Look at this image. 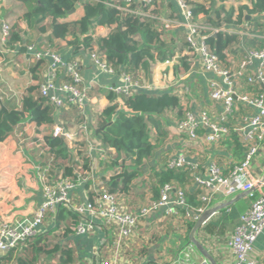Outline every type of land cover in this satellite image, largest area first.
<instances>
[{
	"label": "trees",
	"instance_id": "1",
	"mask_svg": "<svg viewBox=\"0 0 264 264\" xmlns=\"http://www.w3.org/2000/svg\"><path fill=\"white\" fill-rule=\"evenodd\" d=\"M25 5L22 18L29 28L36 29L43 35L41 42L37 43L40 49L59 52L57 39L66 41L75 50L84 49L92 51L96 46L105 54L109 62L117 72L130 74L134 79L140 80L143 71L148 72L150 64L156 61H164L172 58L177 52H187L189 43L186 40L185 30L180 29L179 12L169 15L161 13L162 1L152 0L150 3H137L126 0H19ZM251 3L227 7L224 1L215 0H185L193 14V20L205 19L206 29H202L206 35V41L211 50L219 57L224 67L231 69L237 59L238 53L246 55L250 50L264 48V37L247 35L243 46L240 44V36L234 32L223 30L225 26L235 28L241 26L248 32H262L264 28V0H250ZM82 4V15L76 20H64L68 14ZM177 2V1H176ZM175 2V3H176ZM175 3L167 0L166 6H175ZM172 4V5H171ZM148 11L149 15H139L136 9ZM107 25L110 31L105 36L93 38L89 35L92 24ZM247 26H246V25ZM243 25H245L243 27ZM21 45L20 51L27 50L24 43L22 30L11 28L8 45L15 47ZM185 54L180 57L177 69L180 72L189 71L192 63ZM243 58V57H242ZM48 59L37 60L31 67L36 73L46 65ZM65 70L59 67L57 75L60 81H72V78L64 74ZM64 75V76H62ZM79 87L87 86L83 83ZM261 86L249 83L245 86V93L261 92ZM98 87L89 88V100L91 95L98 92ZM114 92L107 93L112 101L96 117V127L93 132L105 146L115 148V155L104 163L110 168H117L118 173L105 180V188L112 193L122 194L129 191H138L145 185L139 177L143 174L146 163L156 155L158 144L151 141L153 130L159 134H166L163 130V116L167 111H177V117L184 114L180 98L170 92L135 91L123 96L125 110L120 107ZM94 98V97H93ZM77 105L70 103L68 107H60L53 102L50 96L43 95L41 84L30 85L25 89L22 105L17 107L9 102H2L0 106V142L3 141L25 119L26 115L38 125L48 123L52 125L49 134L45 137L46 143L38 148L41 153L40 165L47 167L53 178L62 176L70 183H78L87 180L86 187L92 183L90 171L92 160L86 155L84 143L75 151L70 148L61 135H54L53 128L57 124L56 117L65 128L77 126L86 121ZM234 138V137H233ZM237 146L241 147L238 139ZM80 155L83 162L77 160ZM163 156H159L161 163L150 166L157 178L152 183L154 197L160 195V186L167 182L185 186L190 182V176L185 170L167 168ZM157 165V166H156ZM90 191V190H89ZM145 193L134 195L141 204L145 201ZM196 193L187 192V201L191 206H199L201 201L196 198ZM255 191L253 196H248L233 202L229 207L221 211V216L207 223L203 233L216 234L218 236L231 227H235L239 217L251 207L252 202L258 197ZM153 196V195H152ZM88 199L94 200V192L88 193ZM198 199V200H197ZM135 199L126 200L132 209H136L138 203ZM139 205V206H140ZM184 212V211H181ZM51 215V214H50ZM55 224L48 232L37 233L29 236L15 248L0 256V264H52L50 259H55L56 264H73L76 254L69 235L73 234V227L77 225L81 217L75 211L66 206H60L55 213ZM196 221H187V231L190 233ZM50 258V259H48ZM101 261H107L105 256Z\"/></svg>",
	"mask_w": 264,
	"mask_h": 264
},
{
	"label": "built area",
	"instance_id": "2",
	"mask_svg": "<svg viewBox=\"0 0 264 264\" xmlns=\"http://www.w3.org/2000/svg\"><path fill=\"white\" fill-rule=\"evenodd\" d=\"M126 1L131 2V0ZM140 1L147 4L152 0ZM175 1L181 9L182 15L178 24L185 30L186 40L189 43V50L184 55L189 56L191 67L199 65L202 72L214 74V78L209 82L210 99L214 105L222 106L220 112L215 111L216 115L211 114L213 112L211 109H186L181 118H176L174 128L171 129L173 132L171 135L185 139L184 147L178 155L169 158L165 166L188 172L190 181L196 184L197 189L195 190L201 204L197 207L191 206L187 201L186 186L178 185L175 182L162 184L158 198L150 195L136 209H132L125 203L123 194L109 192L105 188V183H102L99 191L97 190L98 194L93 201L88 198L84 201H77L74 190L84 180L74 184L62 176L53 178L47 167L39 165L43 201L34 214L24 222L16 225L9 222L0 223V252L4 254L29 236L42 233L47 217L52 218L51 227H53L55 215L52 214L61 205L75 211L81 217L80 222L72 228L75 234H94L102 228H116L118 232L117 246L121 247L125 241L133 239L143 221L147 222L148 220L151 222L150 224L162 227L170 222L181 234H184L187 231V221H197L206 210L212 209L209 206L218 195L233 197L235 194H240L245 197L253 196L257 191L258 197L252 202L251 207L240 216V221L233 231L227 232L223 236L207 233L204 241H199L214 258L215 253L219 255L221 263L215 258L218 264H260L261 259L256 251V242L264 232V175H261L255 168L259 157H262L264 152V48L248 51L239 64L231 69L224 67L219 57L211 50L206 41V35L202 32V29L209 27L207 21L205 19L194 21L193 14L185 0ZM247 3L249 4L251 1H244L243 4ZM76 8L82 9V4L79 2ZM135 13L149 15V12L142 8L136 9ZM11 28L9 22L2 23L0 37L2 50L8 45ZM223 30L233 32L227 26ZM109 31L110 28L107 25L94 22L88 33L93 38H98L107 35ZM251 31L246 32V35L264 37L259 32ZM43 48L40 49L35 43L27 44V54L33 61L46 58L50 62L49 77L41 82V92L43 95L50 96L58 108L68 107L70 103H73L83 110L89 100L88 90L90 87L97 86V82L82 88L79 87L78 84H85L79 63ZM87 52L92 64L97 69L117 78L115 83L106 85L105 88L117 95L114 102H118L124 110L126 108L123 96L130 95L135 91H170L180 98L181 104H183V97L187 100L180 83L169 82L164 88H159L160 86L136 80L128 73L117 72L107 62L105 54L100 52L97 46ZM184 55L177 52L165 62L178 64L180 57ZM255 59L260 60V64L257 70L252 72L250 66ZM59 67L64 68V74L70 76L73 82H57L60 78L57 75ZM249 83L261 86V92L259 94L245 93L244 88ZM24 93L25 90L22 93L9 86H0V100L14 102L15 97L18 96L17 107L22 105ZM245 107L247 110L252 107L254 111L248 110L240 119H237L235 116L238 111ZM52 132L54 135H61L69 147L75 151L79 149L82 141L86 140L89 144L87 148L95 154L89 155L92 160V171L93 169L97 170L99 165L109 161L116 153L114 147L105 146L99 138L92 137V131L87 121L71 128H65L61 123H57ZM234 136L244 149V157L237 164H229L228 172H225L223 164L217 160L202 167L198 159L190 157L191 149L198 148V151L202 152L207 149L201 148L221 144ZM151 141L155 143L153 134ZM77 160L83 162L80 155L77 156ZM113 169L114 174L120 171L115 167ZM153 177L154 181H157L155 175L149 173L141 175L138 180L145 181V185L141 189L152 185ZM235 198H231L223 205L233 202ZM215 208L217 209V207ZM152 216L154 217L152 218ZM105 241L103 239L102 243ZM188 244L190 249L197 248L192 241ZM99 264L110 263L100 260ZM203 264H213V262L207 258L203 260Z\"/></svg>",
	"mask_w": 264,
	"mask_h": 264
},
{
	"label": "crops",
	"instance_id": "3",
	"mask_svg": "<svg viewBox=\"0 0 264 264\" xmlns=\"http://www.w3.org/2000/svg\"><path fill=\"white\" fill-rule=\"evenodd\" d=\"M137 3L138 0H131ZM162 1L161 13L169 15L172 12H179L180 18L181 9L175 0H168L175 3V6L167 7V0ZM206 1V0H200ZM224 1L227 7H238L247 0H215L221 3ZM25 5L19 0L6 1L0 0V37L2 33V23L7 21L12 28H19L22 30V37L24 43H39L43 35L36 29L29 28L26 21L22 18L25 12ZM75 11V12H74ZM82 15V9L76 8L72 10L64 20H75ZM246 25V24H245ZM243 25V27L245 26ZM183 30V27L180 28ZM234 33L239 34L240 44L244 45L247 37L245 29L241 26L231 28ZM260 34L264 35V28ZM59 45V55L65 59L76 60L83 72L85 85L96 83L98 92L91 95V99L87 101L84 109L81 111L85 115L86 121L92 131V137H95L93 128L96 127V117L100 111L111 104V100L107 97L106 85L115 83L117 78L110 76L99 69H97L91 62L90 56L84 49L75 50L66 41L57 39ZM1 42V41H0ZM26 44V45H27ZM21 45L17 44L15 47L6 45L2 50L0 46V65L2 72L0 73V86L11 87L16 91L26 89L30 85L41 84L49 77L50 62L47 61L37 73L36 76L31 71L32 65L35 63L27 54V50L20 51ZM185 51L181 53L184 55ZM243 52L238 53L234 66H237L244 57ZM189 59V58H188ZM260 64V60L255 59L250 70L255 72ZM176 63H166L164 61H156L150 64L149 71H143L140 81L160 86L164 88L169 82L180 83L183 87L187 100L183 97L182 105L185 112L186 109H207L212 110V115H216L215 111H221L220 104L214 105L210 99L209 82L214 78L213 73H204L201 71L200 66L196 65L191 67L189 71L180 72L177 69ZM60 79L57 80L59 82ZM94 97V98H93ZM2 102L12 101L0 100ZM246 109V110H245ZM249 111H254V108L249 107ZM247 108H241L238 111L237 119H240L247 111ZM177 111H167L163 116V130L166 134H159L156 129L153 130V141L158 144L155 157L146 163L143 168V174L149 173L154 175V170L150 166L161 163L159 156H163V160H167L180 153L184 147V138L176 137L171 134V129L174 128ZM184 115V114H183ZM59 120V118H58ZM56 123L57 120H56ZM60 123V120H59ZM78 125V124H77ZM52 128L51 124L44 123L38 125L36 122L31 121L26 115L25 119L17 126V128L10 133L3 141L0 142V223L9 222L10 224H19L29 219L34 212L38 209L43 201L42 184L40 180V161L41 153L39 154L38 148L46 143L45 137L49 134ZM236 136L231 137L218 145H208L201 149H207L199 152L198 148L191 149L190 157L196 158L201 162V165H208L212 161H218L223 164L225 172H228L229 164H237L244 157L243 147H239L235 143ZM85 147L89 144L86 140L82 141ZM86 155H93L89 148L86 149ZM95 155V154H94ZM162 160V162H163ZM157 166V165H156ZM261 175H264V152L262 157H259L255 168ZM261 169V171H260ZM92 183L90 188L86 187L87 180L81 181L74 190V196L77 201H84L88 198V193L94 192V197L98 194L97 190L101 188L105 177L108 179L114 174V169L105 164L99 165L97 170L91 172ZM187 192H195L197 187L193 182L186 184ZM152 185H147L144 188L145 198L154 195ZM90 190V191H89ZM141 191V192H143ZM140 191H129L122 193L125 200H138L134 194ZM240 194L232 196L218 195L215 200L210 204L209 208H215L227 203L231 198L238 197ZM248 196H240L237 200ZM197 198V194H196ZM146 200V199H145ZM198 200V199H197ZM236 200V201H237ZM137 206V207H138ZM229 207V206H228ZM225 209V208H223ZM212 214L206 223H204L197 231L196 238L204 241L206 232L203 233V228L210 221L216 220L221 216V211ZM155 216V215H154ZM152 216V218L154 217ZM240 217L238 219L239 223ZM147 220L143 221L135 232L133 239L125 241L121 247L117 246V229L102 228L94 234H71L69 239L76 254V261L73 264H99L103 256L113 264H203V260L207 259L198 248L190 249L189 234H181L175 226L173 227L170 222L165 224V227L150 224ZM238 225V224H237ZM236 225V226H237ZM52 218L47 217L43 226V232H48L52 229ZM235 227L229 228L227 232L233 231ZM221 235V236H223ZM106 241L102 243V240ZM256 251L258 253L260 264H264V232L256 242ZM3 255L0 252V256ZM216 260L220 262L219 255L214 254ZM50 259V258H48ZM52 264H56L55 259H50ZM46 264V263H45Z\"/></svg>",
	"mask_w": 264,
	"mask_h": 264
},
{
	"label": "water",
	"instance_id": "4",
	"mask_svg": "<svg viewBox=\"0 0 264 264\" xmlns=\"http://www.w3.org/2000/svg\"><path fill=\"white\" fill-rule=\"evenodd\" d=\"M56 120L57 122L59 123V120H58V117H56ZM240 196H243V195H239L238 197H236L234 199L233 202H235ZM233 202L231 203H228L226 205H230L232 204ZM226 205H223L221 207H217L216 208H213V209H208L206 210L201 216L200 218L195 222L192 230L190 231V234H189V238H190V241H192L195 246L206 256L208 257L212 262L213 264H218L217 261L215 260V258L207 251V249L202 245V243L196 238V233L198 231V229L204 224L207 222V220L209 219V217L217 210L225 207Z\"/></svg>",
	"mask_w": 264,
	"mask_h": 264
},
{
	"label": "rangeland",
	"instance_id": "5",
	"mask_svg": "<svg viewBox=\"0 0 264 264\" xmlns=\"http://www.w3.org/2000/svg\"><path fill=\"white\" fill-rule=\"evenodd\" d=\"M18 92H24V89H21V90H19ZM148 92H154V91H148ZM18 99H19V97L17 96V97H15V99H14V105H16V103H18ZM153 182L155 183V181H154V177H153ZM144 189H140L139 191L141 192V191H143ZM133 201V199L131 200V202ZM136 202L138 203V200H136ZM136 202L134 201V203L136 204ZM137 205V204H136ZM186 233V232H185Z\"/></svg>",
	"mask_w": 264,
	"mask_h": 264
}]
</instances>
